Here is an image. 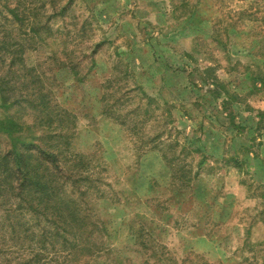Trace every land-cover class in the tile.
<instances>
[{"label":"rangeland","instance_id":"obj_1","mask_svg":"<svg viewBox=\"0 0 264 264\" xmlns=\"http://www.w3.org/2000/svg\"><path fill=\"white\" fill-rule=\"evenodd\" d=\"M88 10L94 39L108 42L85 80L56 69L54 86L57 103L76 116L73 152L93 154L104 169L98 176L108 196L92 217L99 247L78 260L74 251L42 253L40 264H264V89L252 86L264 74V0H74L68 22H82ZM63 19L55 17V26ZM18 26L0 3L1 77L13 57L4 45H36L20 40ZM37 48L29 63L52 49ZM118 61L153 98L142 108L149 122L137 134L127 129L131 122L100 115L104 81L118 79ZM8 75L15 84L17 76ZM16 93L0 86V120H31L28 103L8 107ZM159 129H166L162 140L186 148L180 156L190 163L187 186L171 184L161 155L141 148ZM8 221L0 220V264H25L27 247L8 249Z\"/></svg>","mask_w":264,"mask_h":264},{"label":"trees","instance_id":"obj_2","mask_svg":"<svg viewBox=\"0 0 264 264\" xmlns=\"http://www.w3.org/2000/svg\"><path fill=\"white\" fill-rule=\"evenodd\" d=\"M73 2L0 0L10 17L20 25V40L28 39L36 44L18 48L4 45L2 50L13 52V57L6 71L7 77L0 76L4 91L14 89L17 92L8 107L26 102L34 110L28 117L32 122H21L13 117L0 120V135L3 137H0V146L1 142L4 144V148H0V211L4 210L3 214L0 213V220L7 219L11 225V229L7 228L13 236L8 249L23 251L27 247L30 251L25 264H40L42 253L49 251L67 256L74 251L77 255L74 259L78 260L82 254L90 255L99 247L94 241L96 229L92 217L100 214L96 206L99 199L108 196L100 186L103 175L98 176L104 169H98L94 164L93 154L73 152L76 116L72 110L57 103L54 73L56 69H66L78 82L85 80L96 67V54L108 39H94V30L89 29L94 16L91 10L87 11L82 22H68ZM55 17L64 18L57 27ZM38 42L42 47L52 49L48 50L45 60L29 63L27 54L37 51ZM15 65L18 67L13 69ZM116 65L118 79L110 77L104 81L106 91L100 98V115L123 125L131 122L133 125L126 127L137 134L149 122L150 117L144 119L149 111L144 113L142 108L153 98L137 82L128 63L118 61ZM210 71L214 70L208 67L207 72ZM8 73L17 76L15 84L9 85ZM123 79L126 84H119ZM252 80L253 87L264 89V74ZM258 81L262 88L257 86ZM214 83L218 87L221 85L217 78ZM132 92L136 93L132 96ZM66 95L70 100L71 94ZM135 97L139 98L137 104L134 103ZM132 103L135 105L129 106ZM121 106H129L124 110L125 114L120 112ZM165 133L166 129H159L148 135L141 148L146 153L155 151L161 155L165 168L170 170L171 184L179 188L187 186L192 179L187 169L190 163L184 164L180 156L186 148L182 146L178 151L179 141L162 140ZM198 150L192 149L191 152ZM151 180L157 184L153 176Z\"/></svg>","mask_w":264,"mask_h":264}]
</instances>
